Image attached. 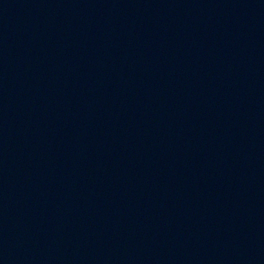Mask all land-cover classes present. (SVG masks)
I'll return each mask as SVG.
<instances>
[{"label": "water", "instance_id": "95a60500", "mask_svg": "<svg viewBox=\"0 0 264 264\" xmlns=\"http://www.w3.org/2000/svg\"><path fill=\"white\" fill-rule=\"evenodd\" d=\"M0 264H264V0H0Z\"/></svg>", "mask_w": 264, "mask_h": 264}]
</instances>
